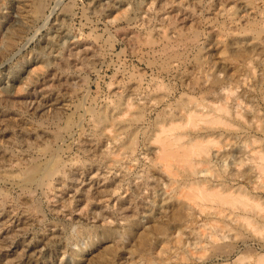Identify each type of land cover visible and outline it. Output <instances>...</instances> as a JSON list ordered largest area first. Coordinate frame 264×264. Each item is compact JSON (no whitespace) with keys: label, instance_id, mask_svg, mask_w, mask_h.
Here are the masks:
<instances>
[{"label":"rangeland","instance_id":"obj_1","mask_svg":"<svg viewBox=\"0 0 264 264\" xmlns=\"http://www.w3.org/2000/svg\"><path fill=\"white\" fill-rule=\"evenodd\" d=\"M259 23L264 0H0V264L22 253L18 264H73L69 251L96 240L86 227H113L116 241L149 210L163 220L168 178L152 166L153 136L181 101L226 106L216 114L229 124L211 134L220 154L238 161L264 148V49L251 36ZM108 110L126 130L100 117ZM52 156L60 164L48 179L21 185L28 165ZM228 159L216 168L254 193L240 175L249 161ZM170 228L148 241L173 240V249L192 240L193 228L181 238ZM12 239L16 253L6 249ZM105 243L85 262L99 264L91 255ZM126 258L115 264H133Z\"/></svg>","mask_w":264,"mask_h":264},{"label":"bare ground","instance_id":"obj_2","mask_svg":"<svg viewBox=\"0 0 264 264\" xmlns=\"http://www.w3.org/2000/svg\"><path fill=\"white\" fill-rule=\"evenodd\" d=\"M41 3H38L39 7L42 6ZM251 33L255 48L264 49L263 23L262 25L259 23V26H256ZM186 100L179 104L177 118L169 114L163 116L158 132L153 136L156 150L153 153L155 156H153L152 166L155 171H161L168 178V183L165 182L164 190L160 193L164 195L163 220L154 216V210H149L143 222L135 218L125 222L126 225L120 230L125 233L126 238L122 236L116 241L114 238L118 231L113 227L103 226L99 234L92 230V227H86L88 238L94 235L96 240L94 241V238L89 240L78 251H69L73 264H89L90 262H85L83 258L84 253L88 250L92 252L96 249L97 251V246L102 245L103 242L106 243L101 250L91 255L99 260V264H115L116 259L126 258L125 255H128L126 259L131 260L130 263L133 264L142 262L149 264H264V148L250 149L251 151L247 152L243 150L241 155L244 157H240L238 161H234L237 155L220 154L218 150L212 148L217 141L211 134L216 128L213 125L229 124L226 119L216 114V111L226 112V106L208 104L207 110L200 111L196 104L194 108L188 105L191 102L194 103L193 99ZM119 106L120 104L115 107L116 111L121 108ZM141 114L133 113L136 117H140ZM101 116L105 117L104 119L107 118L109 126L115 127L118 132L127 129L125 120L111 113L110 110L103 112ZM132 134L129 136L130 143L134 140ZM227 159L233 164L244 160L249 161L245 162L246 166L239 174L241 180H248L251 183L254 193L245 191L232 170L223 173L226 168L224 170L216 168L220 162L226 164ZM59 164V160L55 157L47 161L33 162L23 171L19 182L21 185H28L48 179ZM212 164L215 166H211ZM209 170L211 175L208 177L203 171ZM189 216H195V220H192V217H190L191 221L186 220ZM197 216L203 223L197 224L199 221ZM170 226L173 228L172 232H177L179 236L181 229L185 234L183 229L193 228L190 230L192 235H188L192 236V240L187 242L176 240L178 244L172 246L173 249L170 248L172 244L170 241L173 240L169 241L171 244H168V241V243L148 241L150 231L160 237ZM86 231L83 230V232ZM177 235L174 237L177 238ZM240 243L241 246H239ZM16 246L17 240H9L6 248L8 253H16ZM22 256L27 260L26 253H22L17 258H11L8 264H18ZM136 257L138 258L135 259Z\"/></svg>","mask_w":264,"mask_h":264}]
</instances>
